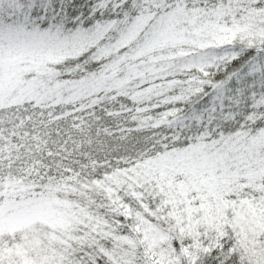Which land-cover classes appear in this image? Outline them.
I'll use <instances>...</instances> for the list:
<instances>
[{
  "label": "snow or ice",
  "instance_id": "snow-or-ice-1",
  "mask_svg": "<svg viewBox=\"0 0 264 264\" xmlns=\"http://www.w3.org/2000/svg\"><path fill=\"white\" fill-rule=\"evenodd\" d=\"M0 264H264V0H0Z\"/></svg>",
  "mask_w": 264,
  "mask_h": 264
}]
</instances>
